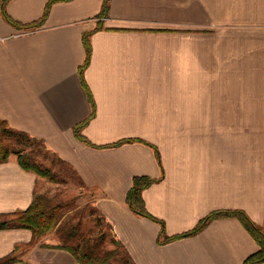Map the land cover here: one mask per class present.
I'll return each mask as SVG.
<instances>
[{
  "label": "crops",
  "instance_id": "1",
  "mask_svg": "<svg viewBox=\"0 0 264 264\" xmlns=\"http://www.w3.org/2000/svg\"><path fill=\"white\" fill-rule=\"evenodd\" d=\"M0 0V121L42 141L92 194L135 264H243L258 245L234 216L158 243L160 223L132 211L134 175L167 235L217 209L264 229V0ZM89 32L86 57L83 35ZM90 92L94 112L88 98ZM88 118L80 132L73 126ZM121 138H141L155 145ZM43 180L15 154L0 162V218ZM58 237L0 228L1 264H80ZM259 264H264V261Z\"/></svg>",
  "mask_w": 264,
  "mask_h": 264
},
{
  "label": "trees",
  "instance_id": "2",
  "mask_svg": "<svg viewBox=\"0 0 264 264\" xmlns=\"http://www.w3.org/2000/svg\"><path fill=\"white\" fill-rule=\"evenodd\" d=\"M54 1L56 0L47 1L43 14L39 20L27 24L19 23L16 20H13L3 9L2 14L6 20H8L13 25L21 26L22 28H29L39 24V22L47 14L50 4ZM108 2L109 0H103L100 15L106 14ZM83 43L86 50V57L83 64L79 67L78 73L80 75L81 81L84 84L83 70L88 63L90 55L89 32L83 35ZM87 94L92 106V112L90 113L91 117L94 112V102L89 91H87ZM87 120L88 118L75 124L72 130L77 138L86 143H90L89 140L80 132ZM4 138H11V140L14 139V142L19 146V148L13 145L10 141L4 142ZM130 140H137L150 144L141 138H121L114 141L113 143H110V145H117L124 141ZM32 141H39L42 143L41 140L30 136L23 131L12 129L6 124L5 121H0V162L5 161L9 154H15L18 163L24 169L31 170L37 175L46 177L51 181H56L57 177L51 168L42 164L34 157L33 147L26 149L24 146H22V144ZM150 145L154 148L156 158L159 161V152L156 146L152 144ZM43 146L46 148L44 144ZM51 153L56 156L53 152ZM57 159L66 164L59 157H57ZM158 179L159 178H152L147 175H134L132 177L131 186L125 195V201L132 211L136 212L137 214L147 216L160 223V231L157 237L158 243H164L175 238L194 234L203 228V226H205L206 223L212 218L221 216H234L240 220V222L252 235L258 245V248L254 252L250 253L244 258L243 264H259L260 262L264 261V229L262 226L252 221L241 209H217L211 211L205 216L201 217L189 230L173 235H167L164 231L163 221L155 218L145 209L141 196L142 189ZM3 217L8 218L0 220V228H28L32 232V237L40 236L54 229L60 240V243L52 246L66 249L76 258L80 264H110L111 258L115 256L116 253L121 254L118 256V260H120L122 264H135L122 243L115 237L114 233L112 232L111 224L105 221L101 216L99 217V222H102V224H104L109 229L108 231L111 235L110 242L114 244L112 249H103L101 247L102 241L105 239V233L102 230H100L99 235L94 238L82 235L79 233V226L63 219V212L60 211V205L58 203L52 202L48 196L35 191L32 194L29 205L25 209L14 211L12 213L3 215ZM9 260H11V257L3 259L0 261V264Z\"/></svg>",
  "mask_w": 264,
  "mask_h": 264
},
{
  "label": "rangeland",
  "instance_id": "3",
  "mask_svg": "<svg viewBox=\"0 0 264 264\" xmlns=\"http://www.w3.org/2000/svg\"><path fill=\"white\" fill-rule=\"evenodd\" d=\"M6 141L12 142L13 145L19 148L14 142V139L4 138V142ZM22 146L26 149L33 147L34 157L42 164L49 166L57 177L56 181H51L46 177L40 176L43 180L37 184L34 191L46 195L52 202L58 203L60 205V211L63 212V219L79 226V233L82 235L94 238L102 230L105 233V239L102 241L101 247L103 249H112L114 244L110 242L111 235L109 234V229L102 222H99L100 215L91 203L92 194L86 191L81 185L74 171L68 165L59 161L39 141L27 142L22 144ZM7 218L3 217L0 220ZM50 233L52 237L57 236L55 230L52 229L40 236L32 237V240L34 241ZM120 255L116 253L111 258L110 264H122L118 260V256Z\"/></svg>",
  "mask_w": 264,
  "mask_h": 264
}]
</instances>
